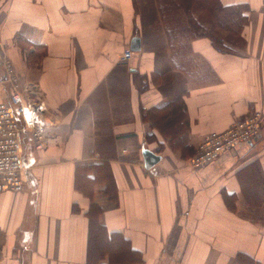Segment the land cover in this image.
Masks as SVG:
<instances>
[{
  "label": "crops",
  "instance_id": "obj_1",
  "mask_svg": "<svg viewBox=\"0 0 264 264\" xmlns=\"http://www.w3.org/2000/svg\"><path fill=\"white\" fill-rule=\"evenodd\" d=\"M203 2L0 0V65L49 122L43 149L22 133L24 189L0 192V264H86L91 205L137 264H264V205L244 201L237 175L256 160L264 179V0H213L247 6L236 41ZM254 110L256 140L191 170L206 134ZM144 150L160 157L150 169ZM92 164L110 168L114 198L105 178L75 186Z\"/></svg>",
  "mask_w": 264,
  "mask_h": 264
},
{
  "label": "built area",
  "instance_id": "obj_2",
  "mask_svg": "<svg viewBox=\"0 0 264 264\" xmlns=\"http://www.w3.org/2000/svg\"><path fill=\"white\" fill-rule=\"evenodd\" d=\"M132 52L127 49L121 59L128 61ZM3 75L0 90L7 88L6 99L0 97V192H21L23 174L28 167L23 160L22 133L27 132L36 150L45 146L49 122L45 119L44 103L33 100L29 89L21 82L9 60H2ZM261 111H252L233 122L224 131L206 134L194 155L188 160L191 170H199L216 161L225 152L256 140L262 126Z\"/></svg>",
  "mask_w": 264,
  "mask_h": 264
},
{
  "label": "trees",
  "instance_id": "obj_3",
  "mask_svg": "<svg viewBox=\"0 0 264 264\" xmlns=\"http://www.w3.org/2000/svg\"><path fill=\"white\" fill-rule=\"evenodd\" d=\"M208 2L213 16L217 18V20H220L222 26L229 31V41H232V39L235 41L238 40L240 36H237V33L241 31V28L244 26L242 24H244L247 19V6L233 5L232 7L220 8L221 6L219 7V5L213 3V0H204L202 4ZM193 29L198 36H210L215 31V29H213V32H210L208 28L205 30L204 26L201 28L195 21L193 22ZM201 29L202 31H199ZM214 43L215 46L220 49H230V47L224 45L222 42L214 41ZM258 166V161L254 160L237 172L239 180L241 182L243 181L244 185L242 190L244 201L254 206L264 205V179L261 175V169ZM96 169L93 164L77 169L75 186L76 180L78 182V173L80 180L79 188L83 194L90 193L92 186L105 178L107 186L105 194L108 195L109 198H114L115 184L111 176L110 168L106 165H101ZM86 215L88 218L86 264H104L102 262L105 259H107L105 264H137L142 261L141 254L134 251L129 241L124 239L121 234L107 232L101 222V210L98 206L91 205Z\"/></svg>",
  "mask_w": 264,
  "mask_h": 264
},
{
  "label": "water",
  "instance_id": "obj_4",
  "mask_svg": "<svg viewBox=\"0 0 264 264\" xmlns=\"http://www.w3.org/2000/svg\"><path fill=\"white\" fill-rule=\"evenodd\" d=\"M133 44L134 45H132V47L134 48V50L135 51L139 50V40L134 39ZM142 155H143V160H144V166L146 169H150L151 167H153L160 159L159 156L155 155L149 150H144Z\"/></svg>",
  "mask_w": 264,
  "mask_h": 264
}]
</instances>
